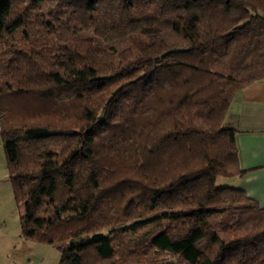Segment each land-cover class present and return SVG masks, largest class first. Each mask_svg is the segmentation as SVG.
Wrapping results in <instances>:
<instances>
[{"label":"trees","instance_id":"obj_1","mask_svg":"<svg viewBox=\"0 0 264 264\" xmlns=\"http://www.w3.org/2000/svg\"><path fill=\"white\" fill-rule=\"evenodd\" d=\"M264 0H0L1 142L24 238L59 264H264L235 97Z\"/></svg>","mask_w":264,"mask_h":264},{"label":"crops","instance_id":"obj_2","mask_svg":"<svg viewBox=\"0 0 264 264\" xmlns=\"http://www.w3.org/2000/svg\"><path fill=\"white\" fill-rule=\"evenodd\" d=\"M228 123L237 130L239 165L245 172L241 178L232 179L233 187L264 208V79L244 88L235 97ZM5 206L0 199V264H13L14 251L28 239L22 235L21 225L19 231L13 232L12 217Z\"/></svg>","mask_w":264,"mask_h":264},{"label":"rangeland","instance_id":"obj_3","mask_svg":"<svg viewBox=\"0 0 264 264\" xmlns=\"http://www.w3.org/2000/svg\"><path fill=\"white\" fill-rule=\"evenodd\" d=\"M233 187V181L228 179H223L222 177L218 179L217 187ZM0 199L6 204L4 208H7L10 216L12 217V229L14 231H19L20 222L19 216L21 214V209L18 207L13 193V187L10 181V175L8 170L7 159L3 147V142L0 141ZM26 243L21 244L17 251H14L13 264H59L61 260V252L57 247L35 242L33 240L24 241ZM19 260L16 262V259ZM165 260L177 262L178 264H184L179 262L174 256L167 255L164 257Z\"/></svg>","mask_w":264,"mask_h":264},{"label":"built area","instance_id":"obj_4","mask_svg":"<svg viewBox=\"0 0 264 264\" xmlns=\"http://www.w3.org/2000/svg\"><path fill=\"white\" fill-rule=\"evenodd\" d=\"M1 135H2V126H1V115H0V141H1Z\"/></svg>","mask_w":264,"mask_h":264}]
</instances>
